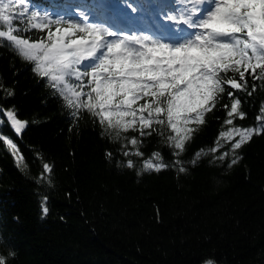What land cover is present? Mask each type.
Listing matches in <instances>:
<instances>
[{
    "label": "trees",
    "instance_id": "1",
    "mask_svg": "<svg viewBox=\"0 0 264 264\" xmlns=\"http://www.w3.org/2000/svg\"><path fill=\"white\" fill-rule=\"evenodd\" d=\"M104 1L32 3L34 10L67 13L66 5L90 9ZM27 35L37 39L41 33ZM33 66L0 45V86L14 93L5 98L0 91V104L14 106L27 122L18 137L0 115V133L13 139L24 161L18 165L0 143V255L7 264H264V134L239 150L242 159L231 168L228 159L210 164L211 155L192 166L194 154L208 151L227 130L226 113L217 110L180 156L188 172H144L143 162L154 152L165 162L174 159L162 136L144 138L139 148L144 155L136 156L128 140L138 132L116 140L102 134L86 112L73 119ZM241 98L247 117L235 123L254 127L264 88L258 85L252 97L241 93ZM170 131L164 129V135ZM220 143L221 151L228 149ZM128 159L134 167L126 166ZM44 163L50 174L43 173Z\"/></svg>",
    "mask_w": 264,
    "mask_h": 264
},
{
    "label": "snow or ice",
    "instance_id": "2",
    "mask_svg": "<svg viewBox=\"0 0 264 264\" xmlns=\"http://www.w3.org/2000/svg\"><path fill=\"white\" fill-rule=\"evenodd\" d=\"M167 3L162 19L172 23L176 32L173 39L89 22L87 9H79L78 15L72 13L67 18H53L49 11L34 10L32 0H0V45L13 48L34 65V73L48 81L73 119H78L81 111L86 112L101 125L102 134L114 135L116 140L129 130L138 132L139 137L128 140L137 149L136 156L144 155L139 150L144 138L162 136L174 159L165 162L160 152H154L144 160V172L169 168L188 172L180 156L205 125L206 116L224 111L227 130L219 132L212 148L200 149L188 163L195 166L211 155L210 164L228 159L231 168L242 159L239 150L254 136L264 134V101L256 126L235 123L247 117L243 108L247 101L242 100L241 93L250 98L258 85L264 88V0ZM32 31L41 33L40 37L28 36ZM0 91L5 98L14 95L3 86ZM0 115L18 137L23 133L27 122L18 118L14 106L6 109L0 104ZM164 129L171 131L165 136ZM221 140L229 146L225 151H221ZM0 143L17 158L18 165H23V156L13 139L0 133ZM122 154L129 156L126 150ZM111 155L106 153L109 158ZM126 166L134 167L133 161L128 159ZM51 171V166L44 163L43 173ZM40 179L45 176L42 174ZM46 203L47 198L42 207L45 215ZM0 264H7L2 255Z\"/></svg>",
    "mask_w": 264,
    "mask_h": 264
},
{
    "label": "rangeland",
    "instance_id": "3",
    "mask_svg": "<svg viewBox=\"0 0 264 264\" xmlns=\"http://www.w3.org/2000/svg\"><path fill=\"white\" fill-rule=\"evenodd\" d=\"M160 1H161L160 3L162 4V5H160V7L156 6L154 8V5H150L151 12L146 11V8L140 9L139 14H141L145 19H142V17H139L140 18V20H139V18L136 17L138 15L135 14L134 12H132L130 7L123 5V4H120V3H117V2L109 3V4H111L109 9H110V11H113V13L110 12L111 15L108 14L107 16H108L109 20L113 19V22L115 20L119 21V22L125 24L126 26L129 25V26L133 27V26L139 24L142 29L138 30L137 34H139L140 32H144L145 34H153L155 32L153 25L155 24V26H157L158 29H160L161 28L160 25H162V27H163L162 30H164V28H167L171 33L174 32L172 35H175L176 32L173 29L172 23L171 22H165L162 19V13L167 8L166 7L167 6L166 5L167 0H160ZM72 13H75L78 15L77 10L72 11L71 14ZM89 13L91 15V17L89 16V22L105 23L104 21H101V19L103 17L100 18L99 15L97 13H95L94 11L90 10ZM172 14H175V11H173ZM97 18H98V21H97ZM106 25H108V24H106ZM108 26H110V25H108ZM129 34H131V33L129 32Z\"/></svg>",
    "mask_w": 264,
    "mask_h": 264
}]
</instances>
